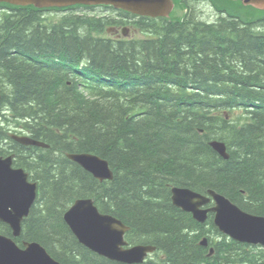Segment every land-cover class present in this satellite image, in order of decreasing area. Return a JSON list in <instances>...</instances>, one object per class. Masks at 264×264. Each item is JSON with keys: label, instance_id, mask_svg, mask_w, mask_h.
Instances as JSON below:
<instances>
[{"label": "trees", "instance_id": "16d2710c", "mask_svg": "<svg viewBox=\"0 0 264 264\" xmlns=\"http://www.w3.org/2000/svg\"><path fill=\"white\" fill-rule=\"evenodd\" d=\"M210 1L214 22L189 0H175L187 12L171 20L0 4V123L8 110L13 125L48 146H22L0 126V154L14 153L15 167L39 185L13 239L19 246L39 243L61 264H121L84 247L65 222L76 200L91 198L130 228V245L157 247L146 264H264V249L222 235L214 215L197 222L171 199L174 186L214 190L264 217V11ZM127 20L151 37H101L104 24ZM241 110L243 124L227 120ZM79 153L108 161L113 180L68 158ZM0 233L13 237L2 223Z\"/></svg>", "mask_w": 264, "mask_h": 264}, {"label": "water", "instance_id": "95a60500", "mask_svg": "<svg viewBox=\"0 0 264 264\" xmlns=\"http://www.w3.org/2000/svg\"><path fill=\"white\" fill-rule=\"evenodd\" d=\"M235 1V0H229ZM245 6L264 10V0H242ZM15 6L70 7L74 5L99 6L109 5L135 15L151 18H168L174 9L173 0H0ZM126 35V33H124ZM1 102V95H0ZM24 146L48 147L29 137L13 136ZM213 149L224 159H229L225 143L211 142ZM14 155L7 158L0 156V222L7 224L14 237L21 235V226L37 199L38 184L29 180V174L23 169L13 167ZM68 158L79 164L101 182L113 179V172L108 161L99 156L81 153L69 154ZM202 195L186 187L172 188V202L177 208L193 214L194 219L204 223L208 213H215V223L232 239L264 246V217L249 214L226 197L208 191ZM214 201L210 209L202 207ZM65 221L74 235L92 251L106 258L126 264L142 263L148 253L156 249L150 246H138L130 250L125 245L124 235L129 228L121 221L99 212L92 199L77 200L65 214ZM202 245L207 247L204 239ZM214 250L211 249L210 255ZM0 264H55L39 244H26L20 249L11 239L0 235Z\"/></svg>", "mask_w": 264, "mask_h": 264}, {"label": "rangeland", "instance_id": "374dc122", "mask_svg": "<svg viewBox=\"0 0 264 264\" xmlns=\"http://www.w3.org/2000/svg\"><path fill=\"white\" fill-rule=\"evenodd\" d=\"M190 4H192L193 6H196L198 15L203 16V18L209 22H214L219 17L218 12H216V10L213 7V4L211 3L210 0H198L197 2L195 0H190ZM200 10H203V11H200ZM109 12L111 14L113 13V11H109ZM185 12H186L185 8L178 5L174 15L177 18H182L184 16ZM104 13L108 14V12H104ZM76 14H78V13L76 12ZM101 14H102L101 9H96L94 11L86 10L85 14H79V15H84V16H88V17H94L95 16L97 19H100V18L104 17ZM245 14L248 15L249 12H245ZM108 28H110V27H106L105 29H108ZM257 28L262 30V29H264V26L257 27ZM145 36L146 35L144 33H142L141 31H137V30H133L130 33V38H138L139 39V38H144ZM243 113H244V111H238L236 113H233L232 115L228 116L227 120L230 122H234L237 125H241V124H243L245 119H242V117H241V119H238V118ZM213 141H215V140H213Z\"/></svg>", "mask_w": 264, "mask_h": 264}, {"label": "bare ground", "instance_id": "6f19581e", "mask_svg": "<svg viewBox=\"0 0 264 264\" xmlns=\"http://www.w3.org/2000/svg\"><path fill=\"white\" fill-rule=\"evenodd\" d=\"M190 1V0H189ZM76 15H78V16H84V15H79V14H76ZM88 17V16H87ZM90 18H96L95 16L94 17H90ZM104 18H106V17H103V18H100V19H104ZM183 18V17H182ZM97 19V18H96ZM172 18H165V20H171ZM184 20V19H183ZM103 27H104V29L106 28V27H110V26H107V25H103ZM146 36L145 37H151V35H148L147 33H144ZM209 191H213V192H215L216 194H219V195H222V194H220V193H218V192H216V191H214V190H209ZM203 195V194H202ZM208 196H209V194H207ZM222 196H224V195H222ZM224 197H226V196H224ZM227 198V197H226ZM171 199H172V197H171ZM227 199H229V198H227ZM230 200V199H229ZM231 201V200H230ZM232 202V201H231ZM233 203V202H232ZM233 204H235V203H233ZM236 205V204H235ZM238 206V205H237ZM239 207V206H238ZM240 208V207H239ZM241 209V208H240ZM207 223V222H206ZM213 223H214V225H215V227L218 229V231L222 234V235H224L225 236V233L220 229V227L215 223V220L213 219ZM205 224V223H204ZM204 237H208V236H204ZM248 245H250V246H254L255 247V244L253 245V244H250V243H248Z\"/></svg>", "mask_w": 264, "mask_h": 264}, {"label": "flooded vegetation", "instance_id": "af4514ba", "mask_svg": "<svg viewBox=\"0 0 264 264\" xmlns=\"http://www.w3.org/2000/svg\"><path fill=\"white\" fill-rule=\"evenodd\" d=\"M101 7H105V6H101ZM106 8L111 10L110 7H106ZM119 26L120 25H116V27H114V29H113V36H114L115 39L121 38L120 27Z\"/></svg>", "mask_w": 264, "mask_h": 264}]
</instances>
